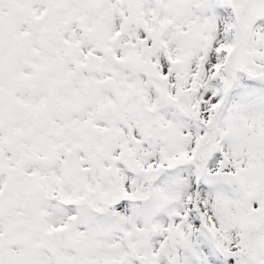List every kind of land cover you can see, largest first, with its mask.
Masks as SVG:
<instances>
[{"label": "snow or ice", "instance_id": "snow-or-ice-1", "mask_svg": "<svg viewBox=\"0 0 264 264\" xmlns=\"http://www.w3.org/2000/svg\"><path fill=\"white\" fill-rule=\"evenodd\" d=\"M0 264H264V0H0Z\"/></svg>", "mask_w": 264, "mask_h": 264}]
</instances>
